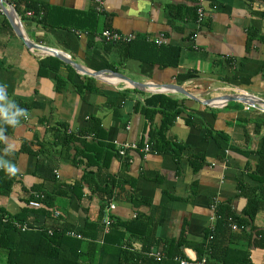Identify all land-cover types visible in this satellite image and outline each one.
<instances>
[{
    "label": "crops",
    "instance_id": "0c3cea01",
    "mask_svg": "<svg viewBox=\"0 0 264 264\" xmlns=\"http://www.w3.org/2000/svg\"><path fill=\"white\" fill-rule=\"evenodd\" d=\"M199 7L204 18L198 23L193 14ZM0 8V82L27 110V118L7 131L20 143L6 155L18 168L10 194L0 195L8 215L30 209L36 194L53 196L51 208L60 211L64 227L94 236L97 250L104 247L86 264H132L119 250L154 262L146 253L157 252L163 261V251L177 245L184 258L176 261L196 262L197 247L217 222L216 206L243 216L247 198L241 188L264 197L254 174L264 109L221 103L228 96L264 102V0H102L99 11L94 0H3ZM11 8L26 42L66 54L76 68L28 47L17 35ZM104 30L136 39L110 44L101 37ZM170 86L192 98L163 91ZM158 95L165 99L148 107ZM168 102L180 114L164 137L179 154L128 150L123 160V145H148L150 132L167 125L161 112ZM150 110L157 112L152 120ZM64 128L78 142L58 146ZM95 180L112 191L104 209L116 227L111 234L101 224L102 232L94 228L102 205ZM43 222L38 217L35 225ZM252 226L264 231V202ZM148 232L157 243L144 251ZM255 239L234 238L228 245L249 251L251 264H264V247L255 246ZM5 257L0 249V264Z\"/></svg>",
    "mask_w": 264,
    "mask_h": 264
},
{
    "label": "trees",
    "instance_id": "16d2710c",
    "mask_svg": "<svg viewBox=\"0 0 264 264\" xmlns=\"http://www.w3.org/2000/svg\"><path fill=\"white\" fill-rule=\"evenodd\" d=\"M196 19L197 15L195 10L193 20ZM164 99L165 98L161 95L153 96L146 102V104L148 107L153 108L156 100L162 102ZM168 103V109L165 108L166 110L161 112V115L164 117V124L167 123V125L163 126L158 134L150 132V141H148L147 144L150 146L151 150L155 149L162 152H172L178 155L179 153L176 149L177 146L171 144L165 139L164 130L168 127L170 122L180 114V110L177 108L176 103ZM168 103L166 104L168 105ZM156 113L155 110H150L147 112V115L150 120H152V117ZM262 124L263 125L259 126L264 127V123ZM64 129V133L58 140H56L58 146L64 147L67 145L69 146L71 143L78 142L76 134L67 132V128ZM90 132L92 131L90 130ZM86 137L87 136L84 137L85 140H87ZM82 143L84 146H87L85 145V143H87L86 141H83ZM257 155L259 161L254 174L259 177V180L264 186V136L262 138L261 148L257 151ZM122 159L127 160L128 157L125 156L122 157ZM14 180V176H10L3 170H0V195L6 196L10 194ZM85 183H88V185L91 184L87 179H85ZM98 183L99 181L95 180V189L93 192L96 191L98 196H100L102 205L100 206L99 220L94 224L96 233H98L100 229L102 232V227L100 228L99 224L102 225V220L105 214L104 211L106 210L105 208L108 206V202L112 198V191L109 189L108 184L105 183V187H100ZM79 188L80 185L78 183L73 185L71 189L77 190ZM241 189L247 198V207L243 216H236L230 210L228 205L216 206L217 222L214 228L208 233L207 242L197 247L198 256L196 261L205 259L207 264H251L249 251L233 249L228 245V242L230 243V240L234 238L243 239L250 243L253 237H255L254 245L264 247L262 242L264 231L257 232L252 226L256 213L263 207L264 197L260 194L257 197L255 192L247 194V191L245 192L244 188ZM52 197L44 196L41 209H25L15 216L8 215L0 208V249L6 252L4 264H86L85 262L87 261H85V258L91 259L96 252H99V254L103 252V246L97 250L94 236H90L89 238V235L86 234V237L83 233L78 232L81 239H75L67 235V232L70 231L64 227L60 211L52 210L51 208L50 203L53 200L51 199ZM30 215L34 216V219L28 220ZM38 217H41L44 220L43 224L40 226L35 225ZM229 218L233 219L238 225H242L244 228H247L248 226V230H241L242 232L232 231L228 222ZM17 224L19 226H25L27 230L22 231L18 228ZM115 229L116 227L112 222L108 234H111ZM237 232H240L238 233L240 235H238ZM108 236L105 235L106 238ZM143 241L144 251L149 250L150 246L157 243V240L154 239L153 234L150 232L144 234ZM224 241L227 243H224ZM223 243L226 246H224ZM180 246L181 245H177L174 247V251H170L169 249L163 251L165 259L160 262H154L126 250H119V253L121 254L120 257H129L132 264H178V261L175 260L176 257L184 258V255L182 256L180 252Z\"/></svg>",
    "mask_w": 264,
    "mask_h": 264
},
{
    "label": "built area",
    "instance_id": "2783aa9c",
    "mask_svg": "<svg viewBox=\"0 0 264 264\" xmlns=\"http://www.w3.org/2000/svg\"><path fill=\"white\" fill-rule=\"evenodd\" d=\"M94 2L97 5V10L99 11V7L102 4V0H94ZM0 12H1V8H0ZM196 15H197V21L198 23L201 22V20H203L204 18V12L203 9L201 7L197 8L196 10ZM101 37L102 39H104L107 43L110 44H129L131 42H133L136 37L134 35H124V34H120L117 33L115 31H111V30H104L101 33ZM155 44L157 45H161L162 44V39L161 38H157L154 40ZM248 107L254 108L252 106L246 105ZM128 150H139L140 152L143 153H149L151 152L150 146L149 145H145L143 147H139L135 144H125L122 146V148H120L118 150V155L122 158L126 156V153ZM34 200L29 201L28 203V207L34 210L40 209L42 207V200L44 199V195L42 194H36ZM114 207L112 205H110L109 209H113ZM228 222L231 226V229L233 231H238V230H244L245 228L242 225H238L233 219L229 218ZM111 221L109 218V215L107 213L104 214L103 220H102V225L104 226V229L106 231H108L109 227H110ZM18 228L21 229L22 231L27 230V228L25 226H19L17 224ZM67 235L75 238V239H81V236L76 233V232H67ZM146 255L149 258H152L153 260H155L156 262H160L163 258V256L160 253L157 252H148L146 253ZM178 264H207L205 260H201V261H196V262H188V261H183V260H178Z\"/></svg>",
    "mask_w": 264,
    "mask_h": 264
},
{
    "label": "clouds",
    "instance_id": "9594fccd",
    "mask_svg": "<svg viewBox=\"0 0 264 264\" xmlns=\"http://www.w3.org/2000/svg\"><path fill=\"white\" fill-rule=\"evenodd\" d=\"M27 118V110L21 108L13 99L5 82H0V143L4 144L2 149L5 156H0V170L10 176L16 175L18 168L12 161L6 158L7 154L16 152L20 143L7 135L8 128H15L21 124V118Z\"/></svg>",
    "mask_w": 264,
    "mask_h": 264
},
{
    "label": "water",
    "instance_id": "95a60500",
    "mask_svg": "<svg viewBox=\"0 0 264 264\" xmlns=\"http://www.w3.org/2000/svg\"><path fill=\"white\" fill-rule=\"evenodd\" d=\"M2 1H3V0H0V2H2ZM1 5H2V3H1ZM9 15L11 16V20H12L13 24H14L15 27H16V32H17L18 37H19L22 41H24L25 44H26L28 47L36 48V49H38V50H41V51L44 52V53H48V54H51V55H55V56L59 57L63 62H65L67 65L74 67V64H73L72 61L69 59V57L66 56V54H62V53H59V52H57V51H55V50H51V49H48V48H43V47L37 46L36 44H32V43H30V42H26V41H25V38H24V36H23V34H22V32L20 31V23H19V20L16 18V15H15L14 10H13L12 8L9 9ZM28 43H29V44H28ZM74 68H76V67H74ZM75 70L81 72V71H80V68H77V69H75ZM84 73H86V72H84ZM87 74H89L90 76H93V77H95V78H98L97 76H94V75H92V74H90V73H87ZM120 80H121V79H120ZM127 82L131 83L135 88H138V89L144 90V88H142V86H137V84H135V83H133V82H130V81H128V80H127ZM173 90H176V91L180 92L181 94L185 95V96H186L187 98H189V99L192 98V97H190L189 95H187L184 91L180 90V88H178V87H176V86H170V87L166 88V89L163 90V91H164V92H167V93H170V92L173 91ZM160 91H162V90H160ZM229 97H230V96H228V97H223V98L221 99V103L232 102V101H239V102H244V104L249 105V106H252V107H261V108L264 109V102H262L261 100L255 98V97H252V96H249V97H234V96H233V97H231V98H229ZM213 105H215V104H213ZM218 105H221V104H218Z\"/></svg>",
    "mask_w": 264,
    "mask_h": 264
}]
</instances>
